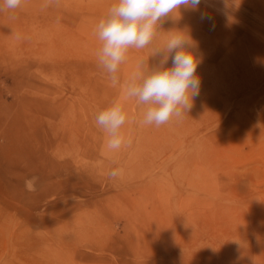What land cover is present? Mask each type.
I'll return each instance as SVG.
<instances>
[{"label":"rangeland","instance_id":"1","mask_svg":"<svg viewBox=\"0 0 264 264\" xmlns=\"http://www.w3.org/2000/svg\"><path fill=\"white\" fill-rule=\"evenodd\" d=\"M114 3L0 0V264H264V0H202L130 50L121 83L158 63L169 31L200 52L199 95L159 127L98 65ZM117 99L113 152L95 116Z\"/></svg>","mask_w":264,"mask_h":264},{"label":"clouds","instance_id":"2","mask_svg":"<svg viewBox=\"0 0 264 264\" xmlns=\"http://www.w3.org/2000/svg\"><path fill=\"white\" fill-rule=\"evenodd\" d=\"M22 2L3 0V6L16 9ZM201 3L202 0H115L95 26L101 42L96 53L98 65L113 87H121L124 100H135L145 106L142 125L159 127L173 118L182 119L190 110L201 84L197 74L201 61L197 45L187 30L169 31L165 45L153 52L160 57L158 63L149 68L140 58L123 83L118 75L120 66L127 61L130 50L144 49L154 40L163 19L179 14L181 9L197 11ZM201 16L204 18L206 13L202 12ZM127 120L120 99L96 114L95 125L105 134L108 150L118 151L125 144L122 129ZM118 174L119 170L114 169L109 175L115 178ZM34 180H27L26 185L31 188Z\"/></svg>","mask_w":264,"mask_h":264},{"label":"bare ground","instance_id":"3","mask_svg":"<svg viewBox=\"0 0 264 264\" xmlns=\"http://www.w3.org/2000/svg\"><path fill=\"white\" fill-rule=\"evenodd\" d=\"M213 23H214V22H213ZM218 27H220V25H219ZM233 29H234V28H233ZM216 30H217V29H216ZM220 30H222V29H220ZM222 31H226V29H225V30L223 29ZM234 31H235V30H234ZM218 32H220V31H218ZM231 32H232V31H231ZM236 32H237V31H236ZM223 34H224V33H223ZM223 34H222V36H223ZM241 34H242V33H241ZM230 35H231V34H230ZM230 35H229V36H230ZM234 35H235V34H234ZM236 36H237V35H236ZM236 36H234V37H236ZM244 37H246V36L244 35ZM203 38H204V37H203ZM246 38H247V37H246ZM240 39H242V38L240 37ZM244 39H245V38H244ZM248 40H250V39L247 38V41H248ZM199 41H200V40H199ZM220 41H222V40H220ZM244 41H245V40H244ZM247 41H246V42H247ZM247 43H248V42H247ZM250 43H252V40L250 41ZM235 44H236V43H235ZM202 45H203V44H202ZM217 45H218V44H217ZM233 45H234V43H233ZM251 45H252V44H251ZM213 46H214V45H213ZM231 46H232V45H231ZM232 47H233V46H232ZM234 47H235V46H234ZM235 48L238 49L239 47H235ZM254 48H256V47H254ZM254 48L252 47V49H254ZM203 49H204V48H203ZM218 49L220 50V47H219ZM221 49L223 50V48H221ZM248 49H249V48H248ZM250 49H251V47H250ZM250 49H249V50H250ZM214 50H215V49H214ZM219 50H218V51H219ZM231 50H233V49H231ZM223 51H224V50H223ZM250 51H252V50H250ZM220 52H221V51H220ZM237 52H238V50H237ZM255 52H256V51H255ZM258 52H260V51L258 50ZM199 53H200V52H199ZM221 53H222V52H221ZM221 53H220V54H221ZM253 53H254V51H253ZM253 53H252V54H253ZM201 54H202V52H201ZM204 54H205V53H204ZM245 54H246V53H245ZM256 54H257V53H255V57H256ZM260 54H261V53H259V56H260ZM215 55H216V54H215ZM249 55H250V54H249ZM261 55H263V53H262ZM216 56H217V55H216ZM218 56H219V55H218ZM247 56H248V53H247V55H246V58H247ZM252 56H253V55H252ZM249 57H250V56H249ZM261 57H262V56H261ZM204 58H205V57H204ZM207 58H208V57H207ZM205 59H206V58H205ZM209 59H210V58H209ZM211 59H214V58H211ZM240 59H241V58H240ZM248 59H250V58H248ZM253 59H254V58H253ZM256 59H258V58L256 57ZM259 59H260V58H259ZM263 59H264V58H263ZM217 60H219V59H217ZM246 60H247V59H246ZM214 61H215V60H214ZM234 61H235V60H234ZM236 61H238V60H236ZM247 61H250V62H251V60H247ZM252 61H253V60H252ZM257 61H258V60H257ZM241 62H243V61H241ZM250 62H248V63H249L248 65H250ZM254 62H255V61H254ZM215 63H216V62H215ZM255 63H256V62H255ZM257 63H258V62H257ZM237 64H239V63H237ZM261 64H262V63H261ZM263 64H264V63H263ZM244 65H245V64H244ZM252 65H254V63H253ZM232 67H233V66H232ZM246 67H247V64H246ZM204 68H205V67H204ZM238 68H239V67H238ZM241 68H242V66H241ZM248 68H249V66H248ZM253 68H254V67H253ZM255 68H257V67H255ZM255 68H254V70H255ZM259 68L261 69V66H260ZM205 69H206V68H205ZM216 69H218V68L216 67ZM231 69H232V68H231ZM236 69H237V68H236ZM225 70H226V69H225ZM262 70H263V68H262ZM209 71H210V69H209ZM220 71H221V70H220ZM232 71H233V69H232ZM239 71H240V70H239ZM244 71H245V70H244ZM248 71H249V69H248ZM250 71H251V70H250ZM258 71H259V70H258ZM200 72H201V71H200ZM204 72H205V71H204ZM221 72H222V71H221ZM234 72H235V71H234ZM225 73L228 75L227 71H225ZM232 73H233V72H232ZM255 73H256V71H255ZM257 73H258V72H257ZM205 74H206V73H205ZM205 74H204V75H205ZM210 74H211V73H210ZM237 74H238V73H237ZM219 75H221V74L219 73ZM238 75H240V74H238ZM242 75H243V73H242ZM242 75H241V76H242ZM245 75H246V74H245ZM247 75H249V74H247ZM252 75H253V74H252ZM200 76L202 77L201 74H200ZM200 76H199V77H200ZM206 76H207V75H206ZM212 76H213V75H212ZM214 76H215V75H214ZM216 77H217V76H216ZM227 77H228V76H227ZM232 77H234V75H232ZM232 77H231V80H232ZM251 77H252V76H251ZM205 78H206V77H205ZM221 78H222V77H221ZM234 78H235V77H234ZM242 78H243V77H242ZM211 79H212V78H211ZM214 79H215V78H214ZM229 79H230V77L228 78L227 81H228L229 83H231V82L229 81ZM244 79H245V78H244ZM246 79H248V78H246ZM202 80H203V79H202ZM215 80H216V79H215ZM203 81H204V80H203ZM220 81H221V80H220ZM235 81H236V80H235ZM241 81H242V80H241ZM248 81H249V80H248ZM221 82H222V81H221ZM225 82H226V81H225ZM216 83H217V82H216ZM202 84H203V83H202ZM207 84H208V83H207ZM221 84H222V83H221ZM200 85H201V84H200ZM216 85H217V84H216ZM213 86H214V85H213ZM202 88H203V87H202ZM204 88H205V87H204ZM210 88H211V87H210ZM204 91H205V90H204ZM222 100H223V99H222ZM225 100H226V99H225ZM227 102H228V101H227ZM257 102H258V101H257ZM259 103H260V102H259ZM231 107H232V106H231ZM240 111H241V110H240ZM263 111H264V110H263ZM186 119H187V118H186ZM255 120H256V119H255ZM263 120H264V119H263Z\"/></svg>","mask_w":264,"mask_h":264}]
</instances>
